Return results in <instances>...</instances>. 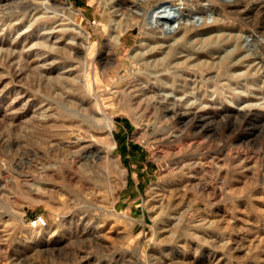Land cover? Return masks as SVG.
<instances>
[{
    "label": "rangeland",
    "instance_id": "1",
    "mask_svg": "<svg viewBox=\"0 0 264 264\" xmlns=\"http://www.w3.org/2000/svg\"><path fill=\"white\" fill-rule=\"evenodd\" d=\"M132 1L0 0V264H264V14Z\"/></svg>",
    "mask_w": 264,
    "mask_h": 264
},
{
    "label": "bare ground",
    "instance_id": "2",
    "mask_svg": "<svg viewBox=\"0 0 264 264\" xmlns=\"http://www.w3.org/2000/svg\"><path fill=\"white\" fill-rule=\"evenodd\" d=\"M134 3V9H136V13H135V16L134 18L137 20V22L141 25V27L147 31H151V30H155V31H158L160 34H162V36H167L168 33L166 31L167 27L169 26H172L175 22L178 21V25H177V28L175 27V31H174V34L182 27L180 26V23H181V17L183 15V8H188V10L190 11V15H195L194 12L192 11V9L194 7H202V10L205 11V13L207 14L208 12L210 13V16L212 15L213 13V10L216 12V11H222V9H219V7H217V4L220 3L222 6L226 7L227 9L230 10V12H242L244 13L245 15H249L251 12L257 10L258 12L260 13H263L264 14V0L258 2V1H254L255 3H253V7L250 6V3L252 2H247V6L246 5H243L245 4L242 0H157L155 2V4H153V0H133L132 1ZM245 6V7H244ZM244 7V8H243ZM226 10V9H225ZM153 11V12H152ZM151 12H152V15H151ZM252 16V15H251ZM195 17V16H194ZM245 18V17H244ZM246 19V18H245ZM252 19V18H250ZM241 20V19H240ZM253 20V19H252ZM264 20V19H262ZM256 21V20H255ZM168 22V23H166ZM254 22V21H253ZM253 22H250V23H253ZM246 23V22H245ZM252 25V24H251ZM264 26V25H263ZM262 26V27H263ZM150 27V28H149ZM252 27V26H251ZM264 29V28H263ZM183 30V29H182ZM195 30V28H191V29H188L184 28V36H187L188 32L190 31H193ZM256 30V29H255ZM199 31V30H198ZM258 31V30H257ZM181 32V31H180ZM246 32V31H245ZM251 32V31H249ZM253 33V32H252ZM173 34V35H174ZM178 34V33H177ZM248 34V33H247ZM182 37L183 39L185 37ZM193 36V35H192ZM191 37V36H190ZM190 37H188L190 39ZM220 36H218L219 38ZM247 37H250V39L253 37V39L260 43V44H264V36H247ZM262 37V38H260ZM157 38V37H156ZM121 40V38L119 39ZM165 40V39H164ZM174 40V39H172ZM171 41V40H170ZM254 41V42H255ZM169 42V41H168ZM183 43V42H182ZM202 43V42H201ZM244 43V42H243ZM164 44V43H163ZM167 44V43H165ZM169 45V44H168ZM233 45V44H232ZM209 47V46H208ZM179 48V47H178ZM233 48V46H232ZM263 48V47H262ZM161 49V48H160ZM214 49V48H213ZM225 49V48H224ZM249 49V48H248ZM142 50V49H141ZM145 50V49H144ZM155 47L154 48H149V50H146V51H143L142 52V56L145 57V56H148L150 54H152L153 52H155ZM172 50V48H171ZM171 50L167 53L166 55V58H170L171 56ZM194 50V49H193ZM196 50V53H200L203 51V48L202 47H198L195 49ZM229 50V49H228ZM246 50H247V47H246ZM251 50V49H250ZM248 51V50H247ZM161 52V51H160ZM164 52V51H163ZM191 52V51H190ZM165 53V52H164ZM245 53V52H244ZM250 53V52H249ZM81 54V53H80ZM189 54V53H187ZM203 55V54H202ZM250 55V54H249ZM258 55V54H257ZM189 56V55H187ZM242 56V55H241ZM262 56V55H261ZM186 57V56H185ZM184 57V58H185ZM147 58V57H146ZM179 58V57H178ZM259 57H257L258 59ZM150 59V58H149ZM208 59V58H207ZM147 60V59H146ZM200 60V59H199ZM173 61V60H172ZM236 61V60H235ZM247 61V59H246ZM212 62V61H211ZM233 62V61H232ZM263 62L264 64V57L262 56V59H261V63ZM197 63V62H196ZM200 63V62H199ZM246 63V62H245ZM249 63V62H248ZM247 63V64H248ZM147 67H148V64H145ZM162 67V66H160ZM252 71V70H251ZM254 71V70H253ZM252 71V72H253ZM143 72V71H142ZM155 73V72H154ZM182 73V72H181ZM183 74V73H182ZM191 74V73H190ZM138 74H136L137 76ZM194 75V74H193ZM199 75V74H198ZM200 76V75H199ZM206 76V75H205ZM262 77V75H259ZM179 77V75H177L176 73L171 72H161V71H157V74H154V75H150L149 76V80H155L156 83H162V85H165V86H172V88L174 90L178 89L179 86L177 85L176 82H166L165 79L166 78H177ZM142 78V77H141ZM199 78V77H198ZM191 79V78H190ZM140 80V79H139ZM198 81V79H196ZM258 80V79H257ZM54 81V80H53ZM185 81V80H184ZM188 81V80H187ZM243 81V80H242ZM253 81V80H252ZM256 81V80H255ZM57 83L55 84H58V89H60V93L61 95H64V94H68L67 93V85L68 83L63 80L62 78L61 79H57L56 81ZM138 82V81H137ZM147 82V81H146ZM186 82V81H185ZM229 82V81H228ZM241 82V81H239ZM250 82V80H249ZM50 84H52V82L49 81ZM187 83V82H186ZM252 83V82H251ZM153 84V83H152ZM198 84V83H197ZM243 84V83H242ZM249 84V83H248ZM256 84V83H255ZM258 84V83H257ZM155 85V84H154ZM233 85V84H232ZM53 86V85H52ZM148 86V84H147ZM199 86V85H198ZM253 86V85H252ZM261 86V85H260ZM156 87V86H155ZM244 87V86H243ZM251 87V86H250ZM258 87V86H257ZM132 88V87H131ZM153 88V87H152ZM151 88V89H152ZM200 88V87H199ZM197 88V90L199 89ZM262 88V87H261ZM117 89V88H116ZM183 90V88H180ZM168 90V89H167ZM185 91V90H184ZM195 91V90H194ZM157 93V92H156ZM188 93V92H187ZM121 95V94H119ZM123 95V94H122ZM121 95V97H122ZM72 95L68 94L66 96L67 99L71 98ZM142 98V97H141ZM137 99V98H136ZM83 103V102H82ZM94 103V102H93ZM68 104V103H67ZM91 105V104H90ZM154 105V104H153ZM134 106V105H133ZM94 109V108H93ZM158 109V108H157ZM89 110V109H88ZM92 110V109H91ZM96 110V109H94ZM171 110V109H170ZM181 110V109H180ZM90 111V110H89ZM141 111V110H140ZM172 111V110H171ZM153 112V111H152ZM165 112V111H164ZM93 113V112H92ZM91 113V114H92ZM100 113V112H99ZM174 113V112H173ZM96 114H98V112L96 111ZM165 114V113H164ZM172 114V113H171ZM170 114V115H171ZM93 115V114H92ZM187 115V114H186ZM100 116L104 117V118H109L110 119V116L109 114L106 112V113H100ZM193 117V116H192ZM97 118V117H95ZM194 118V117H193ZM197 118V117H196ZM154 119V118H153ZM198 120V119H197ZM203 120V119H202ZM199 124V123H198ZM110 126V134L112 135L113 134V130H112V125L109 124ZM182 126V125H181ZM199 126V125H198ZM203 127V126H202ZM200 129V128H199ZM209 130V129H208ZM182 131V130H181ZM204 131V130H203ZM202 131V132H203ZM207 134V133H206ZM177 138V137H175ZM110 139V138H109ZM168 140V139H167ZM172 140V139H171ZM188 140V139H186ZM196 140V139H195ZM185 141V140H184ZM183 141V142H184ZM192 141V140H191ZM190 142V141H189ZM196 143V141H194ZM110 143L112 144V148L110 149V151L108 152L109 153V158L112 162V165L114 166V169L116 171H121L122 173H126L125 170L122 168V165H121V161L117 158H114L113 157V154H112V149L113 147L115 146V141L113 138L110 139ZM200 143V142H199ZM188 145V144H187ZM90 147V145H89ZM181 147V146H180ZM164 149V148H163ZM87 151V150H86ZM171 151V150H170ZM257 151V150H256ZM176 153V152H175ZM164 155V154H163ZM162 155V156H163ZM175 156V155H174ZM245 156V155H244ZM208 157V156H207ZM76 158V157H75ZM193 159V158H192ZM250 159V158H249ZM215 160V159H214ZM184 162V161H183ZM78 163V162H77ZM191 166V165H190ZM31 167V166H30ZM190 180V179H189ZM198 180V179H197ZM201 181V180H200ZM190 182V181H188ZM203 186V184H202ZM176 188V186H175ZM170 189V188H169ZM168 195V194H167ZM161 200V199H160Z\"/></svg>",
    "mask_w": 264,
    "mask_h": 264
},
{
    "label": "built area",
    "instance_id": "3",
    "mask_svg": "<svg viewBox=\"0 0 264 264\" xmlns=\"http://www.w3.org/2000/svg\"><path fill=\"white\" fill-rule=\"evenodd\" d=\"M29 224L32 229H41L48 226V220L44 215H36L30 219Z\"/></svg>",
    "mask_w": 264,
    "mask_h": 264
}]
</instances>
